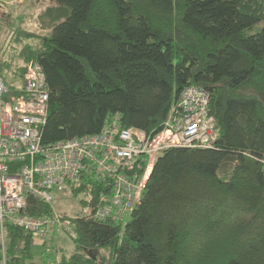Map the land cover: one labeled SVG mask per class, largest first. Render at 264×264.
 Wrapping results in <instances>:
<instances>
[{
    "label": "trees",
    "instance_id": "1",
    "mask_svg": "<svg viewBox=\"0 0 264 264\" xmlns=\"http://www.w3.org/2000/svg\"><path fill=\"white\" fill-rule=\"evenodd\" d=\"M49 1L39 17L48 35L14 29L15 12L0 1V78L11 87L29 64L43 68L44 145L99 134L117 115L124 128L156 135L193 86L210 94L218 139L211 149L165 151L128 220L78 217L75 252L42 256L52 264H264V0ZM9 29L13 47L1 44ZM69 189L94 201L106 192ZM53 213L29 196L21 214ZM34 240L7 220L0 264H37Z\"/></svg>",
    "mask_w": 264,
    "mask_h": 264
},
{
    "label": "built area",
    "instance_id": "2",
    "mask_svg": "<svg viewBox=\"0 0 264 264\" xmlns=\"http://www.w3.org/2000/svg\"><path fill=\"white\" fill-rule=\"evenodd\" d=\"M48 116L49 87L40 64H29L24 76L11 87L0 78L3 257L7 220L32 234L47 254L53 248L52 236L73 233L75 217L55 213L44 217L22 215L29 196L52 206L55 192L72 194L71 186L102 185L106 192L96 201L84 198L92 207L83 217L124 222L140 204L155 164L165 151L211 149L218 139L210 116V94L194 86L183 91L156 135L124 128L117 115L99 134L44 145L42 130Z\"/></svg>",
    "mask_w": 264,
    "mask_h": 264
},
{
    "label": "rangeland",
    "instance_id": "3",
    "mask_svg": "<svg viewBox=\"0 0 264 264\" xmlns=\"http://www.w3.org/2000/svg\"><path fill=\"white\" fill-rule=\"evenodd\" d=\"M0 1L10 5L9 10H13L15 12V17H14L15 20L13 21L14 29L17 26L22 25L26 30L33 31V33H36L38 35L49 34L50 30L43 29V25L41 24L39 17L40 14H42L45 10H47L48 7L53 6L51 1L49 0H0ZM1 24L2 23L0 21V28H2ZM14 29L13 30L9 29L11 31L2 33L1 36L2 45L3 44L6 45L8 40H11L12 31H14ZM10 43L13 47L12 44L13 42L10 41ZM16 56L15 59H18ZM17 64L18 62L15 60L13 62V66ZM5 79L10 83L14 81L11 75L9 74L5 75ZM16 82H18V80ZM83 199L84 196L82 195L75 197L70 192L65 194H60L58 192H55L54 202L52 204L53 212L55 214L69 215L70 217L72 216L75 218H78L79 216L80 217L87 216L89 211L83 209V205L81 204V200ZM126 220H128V218ZM51 240L53 243V250H51L50 253L55 252L56 254H58V256L56 255L54 257V261L55 260L58 261L61 255H66L68 257L72 255L76 250V245L70 235H66V234L54 235L52 236ZM34 246H35V256H36L37 264H52V262L48 261L47 258L45 257L47 251L44 250L42 244L38 242L36 239L34 240ZM41 253L45 255V256L43 255L44 259L42 258Z\"/></svg>",
    "mask_w": 264,
    "mask_h": 264
},
{
    "label": "crops",
    "instance_id": "4",
    "mask_svg": "<svg viewBox=\"0 0 264 264\" xmlns=\"http://www.w3.org/2000/svg\"><path fill=\"white\" fill-rule=\"evenodd\" d=\"M8 3V2H7ZM42 254V253H41ZM42 258L44 259V257L42 256Z\"/></svg>",
    "mask_w": 264,
    "mask_h": 264
}]
</instances>
